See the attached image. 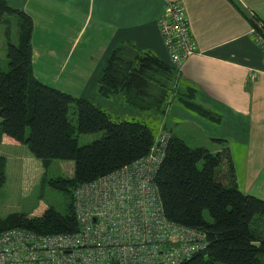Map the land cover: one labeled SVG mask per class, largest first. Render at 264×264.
Masks as SVG:
<instances>
[{
  "label": "trees",
  "instance_id": "1",
  "mask_svg": "<svg viewBox=\"0 0 264 264\" xmlns=\"http://www.w3.org/2000/svg\"><path fill=\"white\" fill-rule=\"evenodd\" d=\"M4 15L17 18L18 30L16 43L6 42L7 68L0 70V136L25 145L43 166L51 159L70 161L72 171L69 177L47 180L68 198L63 213L52 206L38 215L11 212L0 217V232L13 227L36 233L76 231L73 189L147 155L162 134L163 144L157 139L154 147L160 155L152 180L163 214L205 234L204 247L178 264H264V200L237 188L227 146L215 152L188 146L161 121L155 132L139 121H113L90 98L75 97L36 80L30 72V17L0 0V21ZM94 89L102 100L117 96L127 107L151 111L160 119L175 99L184 109L218 120L193 101V89L179 88L178 73L168 59L161 61L125 44L110 49ZM70 110L74 123L69 121ZM98 131L100 137L77 144V133ZM4 166L0 155V185Z\"/></svg>",
  "mask_w": 264,
  "mask_h": 264
},
{
  "label": "crops",
  "instance_id": "2",
  "mask_svg": "<svg viewBox=\"0 0 264 264\" xmlns=\"http://www.w3.org/2000/svg\"><path fill=\"white\" fill-rule=\"evenodd\" d=\"M12 1L9 5L31 20V75L90 99L105 58L119 43L167 60L157 20L166 2L178 1L195 46L178 72V86L193 89V101L215 114L216 121L222 114L237 121L224 145L235 183L242 193L264 200V74L261 52L248 33L249 15L264 23V0ZM17 30L16 21L15 43ZM94 101L101 106L97 97ZM1 142L16 144L4 136Z\"/></svg>",
  "mask_w": 264,
  "mask_h": 264
},
{
  "label": "built area",
  "instance_id": "3",
  "mask_svg": "<svg viewBox=\"0 0 264 264\" xmlns=\"http://www.w3.org/2000/svg\"><path fill=\"white\" fill-rule=\"evenodd\" d=\"M249 17L248 33L261 52L259 71L264 74V23ZM157 29L178 73L195 49L178 1L165 3ZM248 75L255 76L252 71ZM163 137H157L159 144ZM157 139L147 155L73 189L76 231H1L0 264H178L201 250L202 230L174 223L163 214L152 180L160 155L154 152Z\"/></svg>",
  "mask_w": 264,
  "mask_h": 264
},
{
  "label": "rangeland",
  "instance_id": "4",
  "mask_svg": "<svg viewBox=\"0 0 264 264\" xmlns=\"http://www.w3.org/2000/svg\"><path fill=\"white\" fill-rule=\"evenodd\" d=\"M6 1L14 5L12 0ZM16 21L14 15H4V20L0 21V70L3 71L7 68L6 42L15 43ZM46 67L49 69L46 74L44 72L45 78L48 77L52 65ZM47 79L49 83L53 82ZM95 97L100 100L101 107L109 113L113 121L122 119L139 121L146 124L153 132L163 122L166 130L182 138L188 146H204L211 152L221 149L230 142L225 139L231 137L232 123L237 122L226 114H222L219 121H208L183 109L175 99L167 106L164 118L160 119V115L151 111L144 112L127 107L120 97L102 100L93 93L90 100L95 102ZM71 112L70 110L68 114L69 121L74 123V115ZM101 134V131L77 133V144L89 143ZM2 144L4 143H0V155L5 158V178L0 185V217L11 212L38 215L46 206H52L63 213L68 198L63 191L50 186L47 180L57 175L69 177L71 166L58 159H51L46 166H43L39 159L29 153L25 145ZM203 217L209 219L206 211H203Z\"/></svg>",
  "mask_w": 264,
  "mask_h": 264
}]
</instances>
